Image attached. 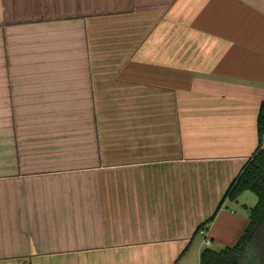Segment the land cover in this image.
Wrapping results in <instances>:
<instances>
[{
	"label": "crops",
	"instance_id": "1",
	"mask_svg": "<svg viewBox=\"0 0 264 264\" xmlns=\"http://www.w3.org/2000/svg\"><path fill=\"white\" fill-rule=\"evenodd\" d=\"M263 97L264 0H0V264L234 245Z\"/></svg>",
	"mask_w": 264,
	"mask_h": 264
},
{
	"label": "trees",
	"instance_id": "2",
	"mask_svg": "<svg viewBox=\"0 0 264 264\" xmlns=\"http://www.w3.org/2000/svg\"><path fill=\"white\" fill-rule=\"evenodd\" d=\"M256 129L257 147L224 196L235 202L245 190L256 194L257 202L253 206L244 204L249 223L234 245L204 247L200 252V264H264V97L259 105Z\"/></svg>",
	"mask_w": 264,
	"mask_h": 264
},
{
	"label": "rangeland",
	"instance_id": "3",
	"mask_svg": "<svg viewBox=\"0 0 264 264\" xmlns=\"http://www.w3.org/2000/svg\"><path fill=\"white\" fill-rule=\"evenodd\" d=\"M256 202V194L251 190H245L239 195L238 200L233 202V204L235 205L236 209L243 211L245 210L244 204H247L248 206H253Z\"/></svg>",
	"mask_w": 264,
	"mask_h": 264
},
{
	"label": "built area",
	"instance_id": "4",
	"mask_svg": "<svg viewBox=\"0 0 264 264\" xmlns=\"http://www.w3.org/2000/svg\"><path fill=\"white\" fill-rule=\"evenodd\" d=\"M198 232H199L200 234L204 235V243H205L206 245H210L211 241H210L209 236L206 234V231H205L204 227H200L199 230H198ZM199 264H200V263H199Z\"/></svg>",
	"mask_w": 264,
	"mask_h": 264
}]
</instances>
